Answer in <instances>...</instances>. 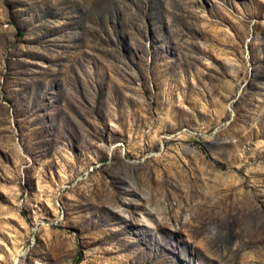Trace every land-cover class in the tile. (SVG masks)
<instances>
[{
	"label": "rangeland",
	"instance_id": "obj_1",
	"mask_svg": "<svg viewBox=\"0 0 264 264\" xmlns=\"http://www.w3.org/2000/svg\"><path fill=\"white\" fill-rule=\"evenodd\" d=\"M0 264H264V0H0Z\"/></svg>",
	"mask_w": 264,
	"mask_h": 264
}]
</instances>
